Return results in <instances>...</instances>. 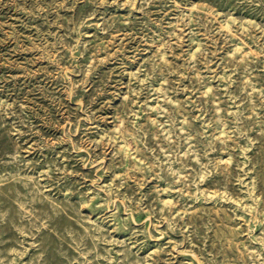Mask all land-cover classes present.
Segmentation results:
<instances>
[{
    "label": "rangeland",
    "instance_id": "374dc122",
    "mask_svg": "<svg viewBox=\"0 0 264 264\" xmlns=\"http://www.w3.org/2000/svg\"><path fill=\"white\" fill-rule=\"evenodd\" d=\"M0 264H264V0H0Z\"/></svg>",
    "mask_w": 264,
    "mask_h": 264
}]
</instances>
